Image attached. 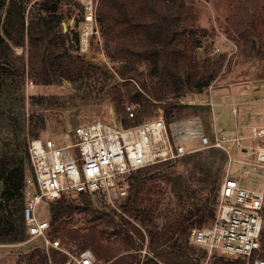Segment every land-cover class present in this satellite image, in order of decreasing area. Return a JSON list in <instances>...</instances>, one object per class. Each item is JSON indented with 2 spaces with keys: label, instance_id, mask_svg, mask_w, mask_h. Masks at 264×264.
Wrapping results in <instances>:
<instances>
[{
  "label": "trees",
  "instance_id": "obj_1",
  "mask_svg": "<svg viewBox=\"0 0 264 264\" xmlns=\"http://www.w3.org/2000/svg\"><path fill=\"white\" fill-rule=\"evenodd\" d=\"M35 2L39 12L36 22L29 18L25 25L23 1L18 10L21 38L26 33L30 44L27 61L22 59L16 70L3 75L7 56L0 51V237L13 239L28 235L23 217L24 188L26 175L30 173L33 177L23 132L25 96L22 90L17 92L15 74L23 78L27 75L34 83L43 85L52 83L54 77L82 83L98 68L64 44L70 34L63 31L59 22V0ZM193 9L188 0H98L94 17L99 24L103 50L111 61L120 62L114 70L116 77L113 76L120 79L121 85H109L106 92L113 96L123 126L137 124L149 118L145 114L153 112L152 118L162 116L171 134L170 125L180 118L182 109L190 108L189 114L200 118L204 117L202 112L209 113V107L204 105L182 103L188 91L201 93L207 88L222 65V61L204 65L199 60L196 48L201 43L198 34L202 29L189 22L195 20ZM12 12L10 0H0V15L9 17ZM113 22L124 27L126 40L117 42L112 38ZM72 33L70 38L77 44L79 32ZM113 42L116 47L112 51ZM141 63L145 64V70L139 68ZM101 88L104 90V86ZM126 102L135 105L134 117H126ZM180 158L189 164L187 173L170 169L164 174L171 193L179 200L190 201L181 219L170 220L167 213L161 214L167 221L159 228L153 221L158 212L143 207L139 194L145 181L144 171L159 164L154 163L131 174L128 193L119 205L120 212L95 206L93 198L84 193L75 195L73 200L63 194L49 201L51 234L60 235L75 250L91 249L96 256L94 264H202L207 252L189 241L188 232L192 226L206 225L215 215L226 155L208 147ZM77 210L84 212L92 225L68 227L64 219ZM103 218L111 222L122 242L117 253L107 251L97 233L98 225L94 222ZM145 238L151 256L141 262L137 251ZM262 245L264 250V227ZM49 249L47 253L44 248L35 247L27 256L29 264H63L65 256L55 248ZM235 261L231 264H245L241 258Z\"/></svg>",
  "mask_w": 264,
  "mask_h": 264
},
{
  "label": "rangeland",
  "instance_id": "obj_2",
  "mask_svg": "<svg viewBox=\"0 0 264 264\" xmlns=\"http://www.w3.org/2000/svg\"><path fill=\"white\" fill-rule=\"evenodd\" d=\"M22 1L26 4L24 10L25 25H27L29 18L33 22L38 20L39 12L35 1L40 0H26V2L25 0H10L13 12L9 17H6L4 13L0 15V51H3L7 56L3 75L12 69L16 70L15 68L22 59L27 61L30 53L28 37L25 33L24 38H21L22 33L18 27V10ZM97 2L98 0H59L57 6L59 22L61 26L62 23L65 24V32H68L70 37L72 32H79L77 44L70 37H65L64 44L69 47L70 51L81 55L86 62L98 67L96 71L91 72L87 82L83 80L82 83H74L65 78L54 77L52 83L43 85L34 83L27 75L23 78L15 74L17 92L22 90L25 96L23 132L27 145L30 139L37 136H51L59 140L60 138L70 140L71 132L65 133L68 129V123L75 126L96 120L108 122L112 114L119 115L120 111L112 99L113 96L106 92V88L109 85H121L120 79H116L114 73L120 62L111 61L105 54L99 24L95 17H92L91 20L86 19L89 11H92L94 15ZM188 3L193 6L195 11V20L192 19L189 22L198 29H202L198 34L201 43L196 48L199 60L204 65L214 61H222V65L207 88L201 93L188 91L182 99V103L185 104H201L209 107V113L204 114L198 110L202 117L204 116L200 118L194 113L189 114L190 108L182 109L180 118L175 122L197 117L204 134L210 138H213L215 134L228 136L235 132L244 134L248 129V126L245 125L264 123V0H188ZM111 26L115 27L112 35L115 41L126 40L127 33L121 24L113 22ZM82 37H86V42L82 41ZM111 45L113 51L116 45L114 42ZM139 68L145 70L146 66L141 63ZM102 86H104V90L101 88ZM215 91L224 92H220L223 97H216L213 106L217 130L213 127L212 107L206 103L210 100L211 93L214 94ZM244 93H246L247 98L245 100L240 99V101H245L244 107L239 105V101V104L235 103V106L230 103L229 94L242 98ZM236 100L238 99L236 98ZM233 109L237 113H234ZM242 110L248 112L247 114L255 113L252 114L254 116L252 118L255 119L248 118V123H244L245 125L241 126V129L234 132V124L241 125L240 116L244 114ZM152 114L153 112L145 114L146 117H149L146 119H151ZM193 126L196 129L199 128L197 120ZM189 145L191 148H195V151L208 148L203 147L198 139L193 140ZM180 157L168 159L170 161L168 163L157 162L159 163L157 166L144 171L146 176L139 197L143 201V207H148L155 213L158 212V216H154L153 221L158 224L159 228L167 221V217L163 218L161 214L167 213L170 220L172 218L181 219L190 207L189 200H179L171 193L167 176L164 174L170 169L187 173L189 164L181 161ZM225 174L226 167L223 176ZM28 177L31 178L32 175L30 173L26 175L24 194L26 190L34 189L33 185H27L26 179ZM243 183L247 186L256 184L247 179ZM1 189L2 182L0 181V191ZM75 197V195H67V198L71 200ZM124 199L121 198L114 203H109L99 197H93V202L95 206L103 209L110 210L113 208L116 212H120L119 205ZM123 214L127 216V214ZM36 215L50 223V202L45 201L38 204ZM114 217L117 218L116 215ZM64 221L68 227H89L92 225V222L87 221L84 212L80 210L65 218ZM94 223L98 225L97 233L101 237L105 249L117 253L122 242L118 233H115V228L111 226V222L103 218ZM143 228L145 227L143 226ZM51 232L52 225L50 224L48 234L57 236L62 242L70 244L60 235H52ZM146 245L147 238H145L142 249ZM262 246L259 257L264 260ZM35 247H39L41 250L44 248L39 237H30L29 235L18 239L0 237V264H17L18 261L20 264H29L27 256ZM146 249L148 251L147 247ZM50 250L44 249L47 253ZM138 253L142 262L144 256L140 251ZM236 258L240 257H227L220 253H213L210 256L207 255L202 264H231L236 263ZM243 260L245 264H253L252 259Z\"/></svg>",
  "mask_w": 264,
  "mask_h": 264
},
{
  "label": "built area",
  "instance_id": "obj_3",
  "mask_svg": "<svg viewBox=\"0 0 264 264\" xmlns=\"http://www.w3.org/2000/svg\"><path fill=\"white\" fill-rule=\"evenodd\" d=\"M92 17L89 11L86 19ZM82 41L86 42V37ZM124 110L127 118L134 117V104L125 103ZM185 122L172 123L169 134L160 115L123 126L120 116L112 114L108 122L71 126L65 131L71 132L70 140L51 136L30 139L27 151L33 177L26 181L34 189L26 190L23 208L28 235L39 237L45 250L60 251L65 256L63 264H94L96 256L91 249L75 250L48 234L49 222L36 215L38 204L63 194L81 193L114 203L126 197L129 178L137 169L193 152L195 148L189 144L198 139L203 147L225 153L226 174L219 183L213 219L190 227L189 241L206 250L208 256L220 253L264 264L259 257L264 224V123L250 125L244 134L210 138L194 128L193 119ZM245 179L256 184L244 185ZM139 251L144 258L151 256L146 247Z\"/></svg>",
  "mask_w": 264,
  "mask_h": 264
},
{
  "label": "crops",
  "instance_id": "obj_4",
  "mask_svg": "<svg viewBox=\"0 0 264 264\" xmlns=\"http://www.w3.org/2000/svg\"><path fill=\"white\" fill-rule=\"evenodd\" d=\"M220 92H223V91H215L214 92V94L213 93H211L212 95H210V100H208L206 103L207 104H209V105H211V107H212V120L214 121V123H213V127H214V129L215 130H217L218 128L216 127V124H215V115H214V109H213V106H214V102H215V100H216V97H221L222 96V94L220 93ZM224 93V92H223ZM228 94V93H227ZM228 96H230V103H232V105H234L235 106V103L238 105L239 103H238V101L240 102V104L239 105H241V107L243 106H245L246 104L244 103L245 101H240V99H243V100H245L247 97H246V93H244V95H243V97L241 98V97H236V96H234V95H228ZM233 96V97H232ZM219 97V98H220ZM223 97V96H222ZM235 98V99H234ZM236 98L238 99V100H236ZM235 100H236V102H235ZM235 109V108H234ZM233 109V110H234ZM234 112V111H233ZM242 112L244 113L243 115L241 114V116H240V118L242 119V121H241V125L240 126H238L237 124H234V132L237 130V129H241L240 127L242 126H244L245 124L244 123H248L247 122V119L248 118H252V117H254L252 114H255V113H250V114H247L248 112H246L245 110H242ZM234 113H237L236 111L234 112ZM191 119H193L194 121L195 120H197L198 121V129L197 130H199V131H203L202 130V125H201V123H200V121H199V119L197 118V117H190ZM190 118H187V119H190ZM186 119V120H187ZM252 119H255V118H252ZM264 121V120H263ZM184 124L186 125L187 124V122H185V120H184ZM252 125V124H251ZM245 126H250V124L249 125H245ZM220 128V127H219ZM236 133V132H235ZM234 133V134H235Z\"/></svg>",
  "mask_w": 264,
  "mask_h": 264
},
{
  "label": "water",
  "instance_id": "obj_5",
  "mask_svg": "<svg viewBox=\"0 0 264 264\" xmlns=\"http://www.w3.org/2000/svg\"><path fill=\"white\" fill-rule=\"evenodd\" d=\"M62 27H63V31H66V26H65L64 23H62ZM67 128H68V129L71 128V124H70V123L67 124Z\"/></svg>",
  "mask_w": 264,
  "mask_h": 264
}]
</instances>
